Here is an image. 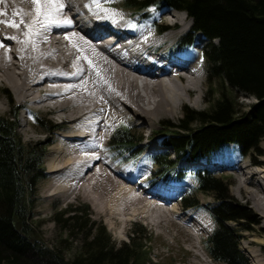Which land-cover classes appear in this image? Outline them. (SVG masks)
<instances>
[{
	"label": "bare ground",
	"instance_id": "1",
	"mask_svg": "<svg viewBox=\"0 0 264 264\" xmlns=\"http://www.w3.org/2000/svg\"><path fill=\"white\" fill-rule=\"evenodd\" d=\"M89 2L63 0L65 7L58 19H69L71 25H53L31 37L23 34L29 30L25 24L33 27L35 13L31 0L0 3V12L4 13L0 21H14L18 25L14 28L0 22V45H3L0 82L11 90L18 108L30 112V108L39 107L68 124L65 132H58V142L50 148L52 163L47 173H60L51 182L56 187L55 194L69 196L78 192L92 203L112 192L132 206L133 203L166 206L180 191L171 190L170 195L159 192L137 195L142 181L136 174L119 173L105 160L104 153L109 148L106 139L110 128L121 119H140L141 124L151 125L160 117L172 116L183 103V94L192 106L198 105L203 85L199 62L202 39L195 38L192 47L174 52L177 40L172 41L185 29L184 21L188 19L185 13L181 17L167 10L150 23L155 16L144 12L133 18L135 10L127 12L130 19L141 23L137 24L124 14L119 19L105 18L104 12L94 15L85 7ZM110 2L101 0L106 10L122 8ZM143 25L145 28L139 29ZM108 33L117 39L100 42L111 37ZM150 135L147 137L151 140ZM154 145L147 142L148 149ZM233 146L224 144L214 156L223 168L243 173L236 190L245 189L264 219V167L249 171V164L239 163V154L230 155ZM172 212L168 211V215ZM260 257L263 256L257 250L247 252L250 264H264Z\"/></svg>",
	"mask_w": 264,
	"mask_h": 264
},
{
	"label": "trees",
	"instance_id": "2",
	"mask_svg": "<svg viewBox=\"0 0 264 264\" xmlns=\"http://www.w3.org/2000/svg\"><path fill=\"white\" fill-rule=\"evenodd\" d=\"M121 1L127 9L141 13L151 5L182 11L191 25L179 43H189L195 35L206 42L207 78L219 80L218 98L207 110L185 106L175 127L166 123L168 132L160 137L167 149L153 152L150 161L156 166V176L181 181L189 175L200 192L215 197L209 211L216 226L202 242L208 257L221 264H248L238 248L239 232L247 227L239 222L250 219L251 213L233 202L227 184L211 168L201 165L226 143L235 145L241 156H250L264 138V0ZM234 92L255 99L247 112L235 101ZM33 118L41 124L48 122L36 115ZM16 128L13 116L0 117V264H155L148 258L140 235L134 238L132 234L115 245L104 226L83 222V212L77 208L58 214L66 236L75 230L84 233L71 261L32 237L28 209L35 185L44 177V151L38 144H23ZM139 141L130 128L120 127L111 134L109 143L128 160L140 154ZM180 161L195 168L189 172ZM181 205L194 207L198 202L184 198ZM228 222L239 223V228L230 227Z\"/></svg>",
	"mask_w": 264,
	"mask_h": 264
},
{
	"label": "rangeland",
	"instance_id": "3",
	"mask_svg": "<svg viewBox=\"0 0 264 264\" xmlns=\"http://www.w3.org/2000/svg\"><path fill=\"white\" fill-rule=\"evenodd\" d=\"M115 5L122 7L118 10L110 9L109 12L116 13L115 19L123 14L127 16L129 13L131 17L135 18L137 13L136 9L124 8L121 0H109ZM110 2V3H111ZM112 7L114 8V4ZM104 5V2H103ZM132 10V11H131ZM174 11L176 15L183 16L184 13L178 10ZM165 9H155L151 5L147 10L142 13L155 16L150 19V23L154 18H159L165 14ZM122 13V14H121ZM126 13V14H125ZM181 16V17H182ZM121 18V17H120ZM137 23L133 19H130ZM140 21V19H138ZM148 21V20H146ZM141 24V23H137ZM144 24V23H142ZM185 29L182 33L186 32L190 27V18L184 21ZM145 26L149 24H144ZM140 28H145V26ZM150 26V25H149ZM181 33V34H182ZM180 37H176L172 42H175ZM195 35V38H199ZM193 42H195L193 40ZM176 45V44H175ZM204 45V47H203ZM204 50H206V42L202 40V58L200 63L203 73V85L198 94V105L192 106L183 94V103L175 109L172 116H163L148 124H141L140 119L124 118L115 123L110 128L107 137V143L110 141V136L115 129L120 127L130 128L131 131L138 136L140 141L139 149L140 154L131 159H123L126 154L120 155L117 150H114L110 143L107 152L104 153L105 160L112 165L119 173L123 175H137L142 181V186L138 188L137 195L147 192H159V194H168L169 191H180L175 198L169 200L166 206H144V203H128L124 197L114 196V194H105L100 200L95 199L94 204L83 198L82 194L75 193L72 195L58 196L55 194L56 187L51 186L54 179L59 178V172L47 173L51 166L50 148L58 142V132L62 134L68 128L66 122H61L59 119L51 114L49 111L39 109V107L30 108L28 112L24 108H18L17 103L13 98L11 90L0 82V117L13 116L17 123L16 133L23 144H38V147L43 149L42 167L44 177L35 185V192L31 197L32 204L28 209L32 232L31 236L37 239L42 245L47 246L55 251L60 252L65 260L71 261L76 254L78 247L82 241L83 231H74L70 236H66L63 232L62 217L58 215L60 212L68 208H77L82 210L83 222L87 224L93 223L94 226L102 225L106 233L109 235L111 242L119 245L123 241H127L130 235L134 238L141 236L140 242L144 245L148 258L155 264H221L212 261L203 247V240L213 231L216 224L209 211L211 205L215 202L213 194L202 193L197 189V184L194 179L187 175L181 181L176 178H161L156 176V166L150 161V155L153 152L167 149L161 144V134L168 132L166 123H170L174 127L178 123L179 118L182 116L183 108L186 106L194 110H207L213 100L218 98L219 80L209 81L207 78V62L204 58ZM175 52V51H174ZM4 91L7 92L4 93ZM217 92V93H216ZM235 101L243 107V111L247 112L250 105L255 103V99L244 93H232ZM192 98V97H189ZM210 101V103H209ZM36 115L38 119L48 121L41 124L34 120L33 116ZM63 125V126H62ZM48 126V127H47ZM173 129V128H171ZM57 133V135H56ZM152 134L151 140L147 137ZM156 140V141H155ZM161 140V141H160ZM147 142L154 145L153 148H147ZM146 146V147H143ZM231 156L237 155L236 147H231ZM172 154L171 152H169ZM244 162L249 164V171H255L264 167V138L260 141L258 151L253 152L250 156L239 157V163ZM56 163V162H54ZM187 171H192L195 168L193 164H185ZM201 167H209L214 171L216 177L220 178L223 183L227 184V193L229 197L236 202L239 206L245 207L251 213L250 219L240 220V226L247 227L246 230L240 231V238L238 248L246 257L248 264L250 260L247 258V252L257 250V253L262 255L264 259V219L259 216V212L253 207L252 202L245 194V189L242 187L241 191H237L239 185V176L243 173H237L229 168H223L220 161L213 156L209 162ZM245 172V171H244ZM261 182V180H258ZM135 185V183H133ZM242 184V182L240 183ZM243 185V184H242ZM244 186V185H243ZM144 190H146L144 192ZM166 191V192H165ZM110 192V191H109ZM109 197V198H107ZM184 198H194L197 200L198 205L192 207H184L181 202ZM111 210L112 214L108 211ZM143 209V210H142ZM135 210L137 212L132 213ZM171 215H168L170 211ZM169 211V213H168ZM162 215V216H161ZM168 215V218L165 216ZM64 217V216H63ZM260 217V218H259ZM166 219H169L166 221ZM262 220V222H261ZM186 222V223H185ZM239 223L228 222L227 224L232 228H239ZM251 240V241H250ZM262 243H258V242Z\"/></svg>",
	"mask_w": 264,
	"mask_h": 264
},
{
	"label": "snow or ice",
	"instance_id": "4",
	"mask_svg": "<svg viewBox=\"0 0 264 264\" xmlns=\"http://www.w3.org/2000/svg\"><path fill=\"white\" fill-rule=\"evenodd\" d=\"M4 0H0V3H3ZM31 3L34 5L33 12L35 16L32 21V26L30 27L28 24H25V28H28V31H25L23 34L25 37H31L34 35H38L41 29H47L50 26H70L72 21L69 19L60 20L58 17L64 10L63 0H31ZM85 7L89 8L90 11L93 12L94 15H98L99 12L105 13V18L114 17L116 13L109 12L104 9L101 3V0H90L89 4H86ZM4 13L0 12V15ZM5 23L10 27H18V25L14 21H0ZM23 23V20H21ZM6 39H16V37H6ZM65 39H68L65 36ZM27 41H21V43H26ZM3 46V45H0Z\"/></svg>",
	"mask_w": 264,
	"mask_h": 264
}]
</instances>
